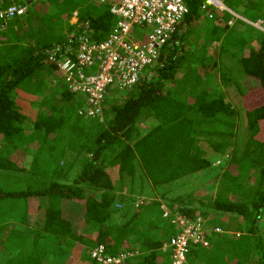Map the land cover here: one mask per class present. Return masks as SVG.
Here are the masks:
<instances>
[{"label": "trees", "instance_id": "trees-1", "mask_svg": "<svg viewBox=\"0 0 264 264\" xmlns=\"http://www.w3.org/2000/svg\"><path fill=\"white\" fill-rule=\"evenodd\" d=\"M115 1L33 0L0 30V264H102L100 247L112 264H169L179 216L207 229L188 264H264V30L192 0L157 61L90 116L59 63L80 35L107 38ZM225 2L253 20L264 6Z\"/></svg>", "mask_w": 264, "mask_h": 264}, {"label": "built area", "instance_id": "built-area-1", "mask_svg": "<svg viewBox=\"0 0 264 264\" xmlns=\"http://www.w3.org/2000/svg\"><path fill=\"white\" fill-rule=\"evenodd\" d=\"M191 1L117 0L111 8L117 20L105 40L94 42L89 36L80 35L76 46L69 45L64 49L73 55V59L69 57L60 62V71L71 90L81 97L86 96V105L80 109L81 113L86 111L90 116H101L107 86L114 83V79L121 88L132 86L140 79L144 68L157 61L160 48L189 13ZM32 2L0 0V30L8 21L24 17ZM201 7L209 18L214 17L215 11H228L233 17L238 16L225 0H202ZM60 49H55L53 54L61 52ZM51 56L55 59L54 55ZM84 68L90 69L88 75L83 72ZM178 219L183 229L170 240L171 264H188L187 252L191 241L209 245L207 229L200 220L192 221L186 216H179ZM215 231L224 230L217 226ZM102 251V247L93 251V256L102 264L120 261L104 256Z\"/></svg>", "mask_w": 264, "mask_h": 264}, {"label": "rangeland", "instance_id": "rangeland-1", "mask_svg": "<svg viewBox=\"0 0 264 264\" xmlns=\"http://www.w3.org/2000/svg\"><path fill=\"white\" fill-rule=\"evenodd\" d=\"M235 1V4H237L238 6H242V8L244 7V8H248L249 7V4L251 3V5H256V3L258 2H261V3H263L264 4V0H234ZM248 6V7H247ZM232 8V7H231ZM233 9V8H232ZM261 9H264V6L262 5L261 6ZM259 10V11H257V14H258V16H259V14H260V16L258 17V18H256L255 20H253V19H251V17L248 15V16H246V15H244V14H242V13H239L238 11L236 12V10H235V12L238 14V16L237 17H240L242 20H245L248 24H247V27L248 28H250V30L251 29H253V27L254 28H260V29H263L264 30V17H262L261 16V14H263L264 12L262 11V10ZM232 20V19H231ZM230 20V21H231ZM241 20V21H242ZM71 23H74V22H76L77 21V19H76V16H73L72 18H71ZM232 22L233 23H236L237 25H241L242 24V22H240V21H236V17H235V19H234V21L232 20ZM244 23V22H243ZM251 26H253V27H251ZM196 40H198L199 39V33H198V35L196 36V38H195ZM61 47V45H58L57 46V48H60ZM148 69V68H147ZM147 71V70H146ZM33 150L32 149H30V151H28V157H27V159L25 160V161H29L30 159H31V156H32V154H33ZM69 156V155H68ZM202 180V177H201V175L200 174H195V175H193V177L191 178V182L189 183V184H186V185H184V186H182L181 188L179 187H176L177 189H175L174 191H176V192H184V190H189V189H194V188H196V187H198V185H199V183H200V181ZM196 186V187H195ZM125 190L127 191V187L125 186ZM133 193H134V196H136V195H138V190H134L133 191ZM33 213V212H32ZM219 220H220V222L223 224V223H226L227 224V222H228V219H226L224 216H221V218H219ZM211 224H213V221H209ZM218 222V221H217ZM231 224V223H230ZM220 225V224H219ZM236 226H237V224L236 223H234V225H233V228L231 229H225L224 231L225 232H227V233H231V232H236V233H238L237 232V229H236ZM261 228H262V231L264 232V213H263V216L261 217ZM210 237L211 238H216V235L214 234V233H212L211 235H210ZM218 237V236H217ZM222 248L224 249V250H227V252L225 253V254H227V253H233L234 252V250H236V251H239V250H241V248H239V247H233V246H231V245H225V246H222ZM68 257V256H67ZM67 257H66V254L64 255V261L67 259ZM62 259H63V255H62ZM169 264H171V262L169 263Z\"/></svg>", "mask_w": 264, "mask_h": 264}, {"label": "crops", "instance_id": "crops-1", "mask_svg": "<svg viewBox=\"0 0 264 264\" xmlns=\"http://www.w3.org/2000/svg\"><path fill=\"white\" fill-rule=\"evenodd\" d=\"M260 230L262 231V228H260ZM263 232V231H262ZM264 233V232H263ZM229 245H231L232 246V244H230L229 243ZM225 246V245H224ZM199 248H202V249H200V250H205V249H203V247H199ZM236 256H238L239 257V259L241 260V263L242 264H262L261 263V261H260V259H259V257H252V258H250V259H248L245 255H242V253L241 252H238V253H234ZM219 258H221V257H219ZM210 259V258H209ZM208 259V260H209ZM207 260V261H208ZM219 261V260H218ZM218 261H216V260H214V258H212L211 260H209L208 261V263L207 264H221V262H218ZM234 263V262H233ZM189 264H190V262H189Z\"/></svg>", "mask_w": 264, "mask_h": 264}]
</instances>
